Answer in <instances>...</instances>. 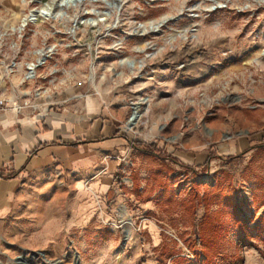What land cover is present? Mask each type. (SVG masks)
<instances>
[{"label": "rangeland", "instance_id": "1", "mask_svg": "<svg viewBox=\"0 0 264 264\" xmlns=\"http://www.w3.org/2000/svg\"><path fill=\"white\" fill-rule=\"evenodd\" d=\"M39 1L0 0V32L20 50L14 78L23 79L21 67L36 58L29 51L55 45L38 70L46 78L35 83L78 88L80 96L94 85L104 92L129 83L142 96L127 105L145 109L131 127L129 119L123 125L138 150L119 170L123 197L116 208L97 194L81 214L66 199L26 208L0 222V264H113L131 255L129 237L143 224L178 228L166 236L187 239L196 260L232 264L243 249L262 253L264 0H122L120 12L83 0L79 8H63L62 18L17 31L30 11L57 0ZM85 11L108 18L69 34L71 18L95 17ZM164 18L159 31L142 32ZM13 55L1 51L0 60L9 64ZM159 68L167 80L169 69L192 72L159 85L153 77ZM174 152L192 154L193 164L175 166Z\"/></svg>", "mask_w": 264, "mask_h": 264}, {"label": "crops", "instance_id": "2", "mask_svg": "<svg viewBox=\"0 0 264 264\" xmlns=\"http://www.w3.org/2000/svg\"><path fill=\"white\" fill-rule=\"evenodd\" d=\"M136 65L141 67L143 63L136 62ZM22 67L21 74L24 72ZM168 71L171 73L169 80L163 78L164 70L157 69L153 76L155 81L159 80L156 83L171 86L176 81H185L192 72L188 68L177 73L174 71V74L171 69ZM16 74L8 83L12 94L18 98L24 91L45 87V84L24 82L19 78L20 73L18 79L14 78ZM48 89L50 91L36 100L30 95L25 96L34 107H26L18 114L5 112L0 115V222L17 217L26 208H42L43 204L47 205L54 199L73 201V212L79 214L92 205L95 194L109 202L112 210L122 200L119 170L130 152L138 150L123 127L133 115L127 102L133 98L140 101L136 95L142 93L129 83L105 86L104 92H98L94 85L84 96H80L79 89L74 87L53 85ZM144 106L141 103L138 110L139 105H135L134 111L140 115ZM230 145V149H235ZM191 155L174 152L173 156L178 159L175 166L193 164ZM135 180L138 182L136 176ZM84 201H89L90 205ZM77 224L80 225V221ZM134 228L127 248L132 250L131 255L116 259L113 264L222 262L210 261L206 256L196 260L186 247L187 239L185 242L175 237L174 242L167 237H173L172 233H176L178 228L156 224ZM191 231L194 232L193 229ZM167 249H170L168 255H163ZM238 255L232 264H264V251L243 249L238 251Z\"/></svg>", "mask_w": 264, "mask_h": 264}, {"label": "built area", "instance_id": "3", "mask_svg": "<svg viewBox=\"0 0 264 264\" xmlns=\"http://www.w3.org/2000/svg\"><path fill=\"white\" fill-rule=\"evenodd\" d=\"M35 1H39V0H35ZM39 2H41V0ZM69 7L79 8L80 4L77 1H72L71 3H68L67 5H63L62 10H63V8H69ZM63 12H64V10H63ZM89 13H92V12L85 11V14H89ZM64 14H65V12H64ZM91 15H95V17L92 19L97 18L96 14L92 13ZM44 16H45V14H42V15H38L35 20L34 19L33 20H27V21H25L24 26H22V27L20 26L16 30L19 31V30L23 29L29 23L33 24V23H36L39 21H46L49 18L54 19L53 17H50V16H48L46 18ZM88 19H90V18H88ZM81 20H84V19L81 18ZM85 20H87V19H85ZM106 20L107 19H104V21L102 20L101 22L99 20L97 22V24L99 22L101 24V23L105 22ZM80 24H84V23H80ZM80 24H77V26ZM95 25L92 24V25H87V26H95ZM77 26H76V28H77ZM139 26H140V24H137V28L140 29ZM12 29H14V28H12ZM12 29H11L12 33L15 32V29L14 30H12ZM111 30H108V31H111ZM73 33H71V34L73 35ZM6 36L7 35L2 34L0 32V52L6 51L7 49H9L14 55L12 56L9 64H4L3 60H0V69H1L0 70V115L4 114L5 112H13L15 114H18V113H20V111H22V109H24L26 107H29V108L34 107L33 103L30 101H27L26 100L27 98H25V96L30 95L33 100H36L38 98H41L48 91H50V89H48L49 88L48 86H45V87H39L38 86V87L34 88L32 91H24V93L22 92L21 96H19L20 98L14 96L12 94L13 91L11 90L12 88H11L10 84L8 83V80H9L8 76L16 73L18 68H20V66H21L19 60L17 59L18 57L16 56L20 50L18 48H16V45L14 44L15 42H10V43L8 41L6 42V40H7V39H5ZM56 50H57V48L55 47V45H52V46L42 47L41 49L35 50V52H33L34 50L29 51L28 53H30V54L34 53L36 58L34 60L32 59L31 61L24 63L25 68H24L22 80L24 82H35V80H37V79H45L47 74L46 73L45 74H43V73L39 74L38 70L46 64L47 58L49 57V55ZM75 53H76V51H75Z\"/></svg>", "mask_w": 264, "mask_h": 264}, {"label": "bare ground", "instance_id": "4", "mask_svg": "<svg viewBox=\"0 0 264 264\" xmlns=\"http://www.w3.org/2000/svg\"><path fill=\"white\" fill-rule=\"evenodd\" d=\"M72 1H77L79 4H81L83 0H57V1L54 2V4H52L53 7L51 6V4H45L43 7L39 8V9H34V10L30 11V14L25 19L22 20V23H21L20 26L21 27L24 26L25 21L33 20V19L35 20L38 15H42V14H45V16H44L45 18L48 17V16L53 17L54 19L57 18V17H64L65 14H64V12L62 10V6L63 5H67L68 3H71ZM92 1H96V0H92ZM100 1H102L106 6H108L110 8L113 6L114 9H116L117 12H120L122 0L114 1V2H117V3H114L113 0H111V2L108 1V0H100ZM55 7L57 9H59V11L57 13L53 12V9ZM210 9H211V7H210ZM107 16H108V13L104 12V13H102L101 16H99V17L97 16V18H95V19L90 18V19H87V20H85V19L84 20H80L81 18H78V17L71 18L70 20L72 21V26L69 29V33L71 34V33L74 32L73 30L76 28L77 24L84 23L85 25H92V24L95 25V24H97V22L99 20L101 22L102 20L104 21V19H107L108 18ZM165 19L166 18L162 19L160 22L150 23L147 28L144 27L142 29V32H146L147 30H150L152 32L159 31V27L161 26L160 24H163ZM108 29H109V27H108ZM12 30H14V29H12ZM132 64H133V62L131 63V65ZM137 118H138V116H136V118L133 119L132 121L128 122L129 126H131L136 121Z\"/></svg>", "mask_w": 264, "mask_h": 264}, {"label": "water", "instance_id": "5", "mask_svg": "<svg viewBox=\"0 0 264 264\" xmlns=\"http://www.w3.org/2000/svg\"><path fill=\"white\" fill-rule=\"evenodd\" d=\"M169 19H172V18H169ZM165 22H166V20L163 23H165ZM160 25H162V24H160ZM133 110H134V108H133ZM137 115L138 114H136L135 111H133V115L130 116L129 122L132 121L133 119H135ZM18 259H20V257Z\"/></svg>", "mask_w": 264, "mask_h": 264}, {"label": "trees", "instance_id": "6", "mask_svg": "<svg viewBox=\"0 0 264 264\" xmlns=\"http://www.w3.org/2000/svg\"><path fill=\"white\" fill-rule=\"evenodd\" d=\"M0 176H2V175L0 174Z\"/></svg>", "mask_w": 264, "mask_h": 264}]
</instances>
